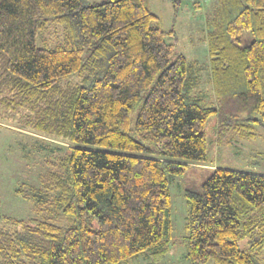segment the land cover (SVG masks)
Here are the masks:
<instances>
[{"label":"trees","instance_id":"trees-1","mask_svg":"<svg viewBox=\"0 0 264 264\" xmlns=\"http://www.w3.org/2000/svg\"><path fill=\"white\" fill-rule=\"evenodd\" d=\"M217 3L211 105L148 0H0V123L68 143L40 186L16 189L66 225L0 212V264H159L174 234L170 179L199 171L184 193L189 263L263 264L264 175L210 167L206 125L218 118L220 140L264 128V0Z\"/></svg>","mask_w":264,"mask_h":264},{"label":"rangeland","instance_id":"rangeland-1","mask_svg":"<svg viewBox=\"0 0 264 264\" xmlns=\"http://www.w3.org/2000/svg\"><path fill=\"white\" fill-rule=\"evenodd\" d=\"M84 1L91 5L108 0ZM175 1L179 2L177 10L167 0H148V6L154 14L160 17L161 27L166 32L170 30L177 32L179 43L173 60L177 56L183 55L190 63L192 62L194 72L199 75L203 83L197 93L204 95L209 104L215 105L216 94H214V86L211 81V60L207 35L209 33L208 22L212 17V11L217 7L218 0ZM60 29V27H57L55 30L57 33H54V29L52 33L62 36L61 31L59 32ZM52 37L50 43L56 40L55 36ZM38 45L42 46L40 40ZM71 78V81L76 80L74 76ZM146 96L147 93L142 96L132 112L130 119L132 128L135 127L137 116ZM217 119V117H212L206 125L209 151L208 164L210 167L264 175V128H256L257 136L251 141L238 137L233 131L228 133L223 140H220L216 131ZM13 125V122L2 121L0 123L1 215L24 221L48 219L59 226H65L66 218L63 215L37 212L36 204L32 200H25L18 195L16 189L23 185L40 186L39 178L52 170L49 162H56V157L65 152L58 148L67 147L68 143L44 136L30 129L22 131L16 129ZM53 149L56 151H53ZM199 172L198 176H190L189 179L178 176L170 179L171 197L173 198L171 221L173 222L174 234L171 249L159 264H190L187 260L186 243L189 209L184 193L188 188L201 186L204 178L202 171ZM3 226L11 229L6 223ZM240 246L242 250L247 249L249 246L248 240H244ZM261 261L264 264V249ZM149 263L151 261L142 254L122 264ZM208 264L214 263L211 261Z\"/></svg>","mask_w":264,"mask_h":264}]
</instances>
